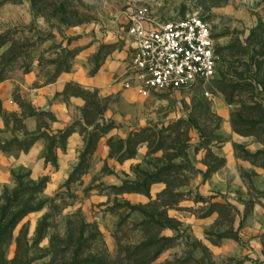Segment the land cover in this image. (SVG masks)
<instances>
[{"label":"rangeland","instance_id":"obj_1","mask_svg":"<svg viewBox=\"0 0 264 264\" xmlns=\"http://www.w3.org/2000/svg\"><path fill=\"white\" fill-rule=\"evenodd\" d=\"M140 5L161 22L206 18L216 76L186 90L140 89L123 17ZM1 37L0 57L10 51L14 61L0 82V146L22 138L27 121L57 145L56 166L0 149V199L17 175L48 181L44 207L4 248L9 263L20 254L26 264H58L53 247L85 232L83 252L108 261L155 239L159 257L146 264H264V0H0ZM111 61L112 94L74 81L53 100L67 104L74 132L62 150L66 123L51 124L60 117L46 108L45 87ZM93 136L94 155L70 179Z\"/></svg>","mask_w":264,"mask_h":264},{"label":"built area","instance_id":"obj_2","mask_svg":"<svg viewBox=\"0 0 264 264\" xmlns=\"http://www.w3.org/2000/svg\"><path fill=\"white\" fill-rule=\"evenodd\" d=\"M123 17L132 38V78L140 89L186 90L216 76L219 56L206 18L161 22L144 5Z\"/></svg>","mask_w":264,"mask_h":264},{"label":"trees","instance_id":"obj_3","mask_svg":"<svg viewBox=\"0 0 264 264\" xmlns=\"http://www.w3.org/2000/svg\"><path fill=\"white\" fill-rule=\"evenodd\" d=\"M4 39V37L0 38V46L4 44ZM13 61L14 57L10 51L4 53L0 57V82L7 78L9 71L7 68H9L8 66H10ZM95 73L96 71L93 74ZM68 86L69 85H67V87ZM41 115L44 116L46 114L41 113ZM34 116L36 117L35 114L29 115V118ZM96 116L100 117L99 119L101 120L103 119V113L101 111L96 110ZM51 121L53 122L55 119L52 118ZM91 123H94V121ZM87 125L89 126L91 124L87 123ZM70 127L71 125L57 133V138L61 140V143L64 142L61 148L62 150L66 149L67 141L74 133L73 131H70ZM40 131L39 125L35 132H30L27 127H24L22 138L14 137L13 143H5V145L9 146V148L6 146H0V149L3 152H9L13 148L12 146H15L17 149L16 152H27L35 142L43 139L46 141L43 158L46 163H51L56 166L57 159L56 156L54 157L53 155L54 151L57 149L56 142L53 140L51 135L43 134ZM105 134L106 133L101 134L98 138H102ZM85 143L86 148L80 156V163L74 169L70 179H72L76 173L85 169L84 163L87 157L89 155L93 156L95 153L94 146L97 143L96 138L94 136L90 137ZM16 181V187L13 190L7 189L0 199V264H26V262L23 261L24 256H20V254L15 262L9 263L5 258L4 248L9 244V242H11L10 240L12 239L14 229L24 219V217L32 212L39 211L44 207V203L41 200L40 195L46 189L48 183L46 179L34 182L29 179L28 175L26 177L17 175ZM44 225V221L39 225L37 232L39 235ZM148 225L159 226L158 223L152 222L151 224H142L141 227ZM85 236L84 232L82 236L78 238L68 237L66 240L59 243L56 248L53 247V250L55 249L61 254V260L58 264H146L147 262L156 261L159 257L158 248L161 242L153 239L147 242L131 245L121 251H118L113 260H103L91 255L90 253L86 254L83 252V248L89 242V239H86ZM21 239L22 238L20 237L19 242ZM95 240V238H91L90 243H93ZM19 250H21L20 244Z\"/></svg>","mask_w":264,"mask_h":264},{"label":"crops","instance_id":"obj_4","mask_svg":"<svg viewBox=\"0 0 264 264\" xmlns=\"http://www.w3.org/2000/svg\"><path fill=\"white\" fill-rule=\"evenodd\" d=\"M116 68V65L114 62H110L107 64V66L103 67L101 70L97 71L95 74H86V71L84 70H77L71 74H63L61 75L57 81L53 82L52 84H49L48 86L45 87V98H46V108L49 109L50 111L54 112L55 115L60 118L55 119L51 124H58L60 121L61 123H66L60 130H64L66 127L71 125V122L69 120H64V111H67V104L64 102H57L59 103L58 106L55 101V97L58 94H62L65 90L66 87L69 83L71 82H78L82 84L85 88L88 89H93L99 91L100 95L102 97H106L110 94L113 93V91L117 90L118 86L113 84L112 81L114 79V70ZM53 101V102H51ZM32 119V118H28ZM28 131L30 132H35L38 127V123H30L27 121L25 123ZM3 126V123H0V128ZM64 127V128H63ZM72 137V136H71ZM46 146V141L41 139L38 140L33 144V146L27 151L22 153H35L36 157L41 154L42 159L43 158V152L45 150ZM109 156V151L108 154ZM58 156V153H57ZM63 157H59V161H61ZM45 162V160H44Z\"/></svg>","mask_w":264,"mask_h":264}]
</instances>
